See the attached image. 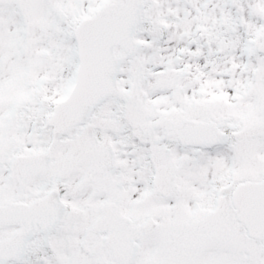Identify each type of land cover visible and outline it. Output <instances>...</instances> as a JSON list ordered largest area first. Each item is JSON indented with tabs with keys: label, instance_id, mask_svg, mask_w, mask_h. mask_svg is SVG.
Returning <instances> with one entry per match:
<instances>
[{
	"label": "snow or ice",
	"instance_id": "6c2138e0",
	"mask_svg": "<svg viewBox=\"0 0 264 264\" xmlns=\"http://www.w3.org/2000/svg\"><path fill=\"white\" fill-rule=\"evenodd\" d=\"M0 264H264V0H0Z\"/></svg>",
	"mask_w": 264,
	"mask_h": 264
}]
</instances>
